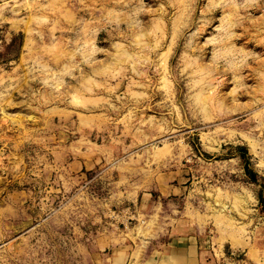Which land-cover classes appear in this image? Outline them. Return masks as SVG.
<instances>
[{
	"label": "rangeland",
	"instance_id": "obj_1",
	"mask_svg": "<svg viewBox=\"0 0 264 264\" xmlns=\"http://www.w3.org/2000/svg\"><path fill=\"white\" fill-rule=\"evenodd\" d=\"M185 236L264 264V0H0V264Z\"/></svg>",
	"mask_w": 264,
	"mask_h": 264
},
{
	"label": "crops",
	"instance_id": "obj_2",
	"mask_svg": "<svg viewBox=\"0 0 264 264\" xmlns=\"http://www.w3.org/2000/svg\"><path fill=\"white\" fill-rule=\"evenodd\" d=\"M74 161L67 165V170L70 173L79 172L87 167L88 161L80 160L79 157H73ZM143 205L147 206L149 202L148 197H142ZM142 208V207H141ZM153 212V209L150 211ZM149 212V213H150ZM183 225H187L186 222H183ZM177 238V237H176ZM178 243L182 245L179 246H170L169 252H165V254H171V256H167L165 260L161 262H156L154 260L146 259L145 264H203L198 256V252L196 247L192 246L194 243V239L192 237L185 236L181 239H177ZM186 241H189V244L186 245Z\"/></svg>",
	"mask_w": 264,
	"mask_h": 264
}]
</instances>
